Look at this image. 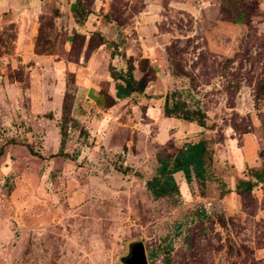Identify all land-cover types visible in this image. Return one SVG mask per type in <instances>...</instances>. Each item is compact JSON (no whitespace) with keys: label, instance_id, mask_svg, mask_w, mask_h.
Returning a JSON list of instances; mask_svg holds the SVG:
<instances>
[{"label":"rangeland","instance_id":"obj_1","mask_svg":"<svg viewBox=\"0 0 264 264\" xmlns=\"http://www.w3.org/2000/svg\"><path fill=\"white\" fill-rule=\"evenodd\" d=\"M220 1L85 0L92 18L107 15L126 43L122 51L112 44L124 61L96 64L98 85L86 89L54 62L84 56L87 37L71 31L69 45L44 15L42 50L57 59L13 55L0 69V264H125L137 241L146 256L160 250L148 264H264V182L250 193L236 188L240 179L255 181L251 171L264 165V0H242L255 6L245 23L231 22ZM7 34L0 33V56L12 52ZM144 38L153 46L148 56ZM17 58L28 61L12 70ZM127 61L136 78L151 66L156 77L143 94L104 108L102 92H115L109 66L119 70ZM89 88L96 99L86 98ZM174 89L206 112L204 130L158 111L151 119L138 103L152 97L157 108ZM66 90L75 93L76 122L68 125L65 150L75 160L52 156ZM200 138L213 146L205 183L188 185L177 172L180 193L153 199L145 181L157 155Z\"/></svg>","mask_w":264,"mask_h":264},{"label":"trees","instance_id":"obj_2","mask_svg":"<svg viewBox=\"0 0 264 264\" xmlns=\"http://www.w3.org/2000/svg\"><path fill=\"white\" fill-rule=\"evenodd\" d=\"M83 3L84 6H86L85 0H83ZM90 3V5H92L94 2L91 1ZM220 7L222 12L226 13L229 20L233 23H245L248 19L247 13L253 14L255 12V6L246 5L242 0H221ZM81 11L83 12V15L85 14V16L90 13L86 7H81ZM105 18H107L108 21L109 17L107 15H105ZM42 21L43 19L41 18L38 35L34 41V51L37 54H43L46 52L45 50L43 51L42 48L45 47L44 45L49 34L47 29H42ZM50 21L51 24L47 27L49 29L53 26L52 19H50ZM78 21L82 20L78 18ZM104 40L105 37L101 35L100 32H93L91 37L88 39V45L85 49L84 57L87 58L92 49L104 43ZM70 41L72 45H74L73 42L75 41V38L72 36ZM78 57L76 60H78ZM145 60L144 62L147 61ZM109 68L110 77L115 82L114 96L117 99H126L130 98L134 94H143L148 82L156 77V68L151 66L150 74L143 72L140 77L136 78L134 75V66L132 61H127L126 66L119 70L114 69L111 65ZM152 72L154 73L152 74ZM106 83L108 82H105L104 84ZM262 89L264 93V82L262 83ZM102 98L104 99L103 101L107 102L104 108L115 103L114 98L106 91L102 92ZM74 99L75 93L66 90L62 99L61 121L59 124L61 136L60 147L58 152L52 155L61 156L70 160H75L76 155L66 152L65 144L68 139V125L69 123L74 124L76 122L72 116V105ZM162 111L165 117L195 123L201 128H206L207 126L206 112L199 106L198 102H195L194 105L191 104L183 97V92L178 89L168 91L164 95ZM4 152V146H0V159L4 155ZM260 155L264 157L262 152H260ZM156 162L157 165L154 169L153 175L145 181V188L151 194L153 199L178 195L180 193L179 186L174 176L177 172L182 173L188 185H190L193 180L200 184H204L208 179L209 168L213 162V146L206 138H200L193 142H185L180 148H176L172 154H158ZM116 169L124 174L130 170L128 166H119ZM250 176L253 177L255 181L252 179H240L236 187L238 189V193H250L257 183L264 182V165L261 169L252 170ZM170 248L171 242L169 241L167 246L164 248L166 262H169ZM159 251L160 250H150L146 257L152 260L158 255Z\"/></svg>","mask_w":264,"mask_h":264},{"label":"crops","instance_id":"obj_3","mask_svg":"<svg viewBox=\"0 0 264 264\" xmlns=\"http://www.w3.org/2000/svg\"><path fill=\"white\" fill-rule=\"evenodd\" d=\"M81 7H86L84 6L83 0H0V33H9L7 35L11 40L12 47V52H5L0 56V62H2L0 63V69L2 71L3 69H7L5 63H7L9 58L12 59L11 56L13 55H20L23 57V55L30 54L32 56V60L35 59L36 62L49 54H51V59H57L58 55L56 52L37 54L34 51V41L38 35L40 19H44L46 16L48 19H52L53 25L55 27L60 29L62 28V30L66 32V40H70L71 31L78 32L83 35L85 34L87 37L85 40L86 42L88 41L90 35H92V33L95 31L100 32L101 35L105 37V42L92 49L90 55L87 58H85L82 53H80L81 57L83 56L84 59L79 56L77 61L71 62L68 60L64 61V59L61 57L60 60H56V62H54V64L56 63L55 65L57 66L60 63L65 64L68 71L73 73L77 87H82L84 89H86L87 86L96 87L99 81L97 82V80H95V65L100 62L103 63L106 60L111 61L113 65H119V61H124L126 56H123V53L118 56V53L115 52L114 46H112V44L115 42L118 49L122 51L121 46H125L126 43L123 41L125 38H122L123 40L117 39L121 32L116 31L113 25L108 23L105 16H103L105 12H103V20L101 22L100 17L92 18L94 12H91L86 16L85 14L83 15ZM90 7L96 11V5H94V3H92ZM78 18H80L82 21H78ZM89 23L92 25L90 28H88ZM86 29H88V31ZM146 41H148L147 38H144L143 44H141V46H143L142 48H145L144 51L146 52L144 53H146L148 56V54L152 53L153 46L148 45ZM67 43L70 45L69 41ZM69 50L70 49L68 48L67 52ZM26 61H28V59L24 58L22 61H20V59L17 58L16 64L12 66V70L20 69L23 66L22 64H25ZM123 67L124 65H121V68ZM106 80L109 82L112 80L109 73L107 74ZM3 81L4 76H0V82ZM8 84L9 83H7V85ZM4 87H6L5 84ZM96 91L97 90H95V88L93 90L89 88L87 90V94L85 95L86 98L90 97L96 99ZM109 94L115 100V103L112 107L117 105V101L123 100L115 98L114 92H110ZM154 102L155 100L152 97H148L146 100L138 102L145 105L144 112L151 119H153L152 117L155 116L157 111L158 115L163 116L161 103L158 105L159 107L156 108ZM108 109L111 110L109 107ZM199 128L201 127L198 126L197 129Z\"/></svg>","mask_w":264,"mask_h":264},{"label":"water","instance_id":"obj_4","mask_svg":"<svg viewBox=\"0 0 264 264\" xmlns=\"http://www.w3.org/2000/svg\"><path fill=\"white\" fill-rule=\"evenodd\" d=\"M125 264H148L145 246L137 241L130 245L129 255L124 259Z\"/></svg>","mask_w":264,"mask_h":264}]
</instances>
